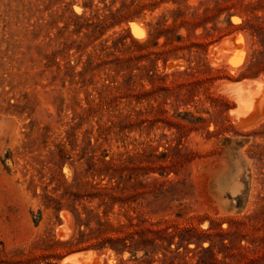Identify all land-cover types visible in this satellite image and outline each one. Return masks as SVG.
<instances>
[{"label": "rangeland", "instance_id": "1", "mask_svg": "<svg viewBox=\"0 0 264 264\" xmlns=\"http://www.w3.org/2000/svg\"><path fill=\"white\" fill-rule=\"evenodd\" d=\"M261 80L264 0H0V264H264Z\"/></svg>", "mask_w": 264, "mask_h": 264}, {"label": "bare ground", "instance_id": "2", "mask_svg": "<svg viewBox=\"0 0 264 264\" xmlns=\"http://www.w3.org/2000/svg\"><path fill=\"white\" fill-rule=\"evenodd\" d=\"M135 35V37L140 40L146 38L143 31L135 30ZM236 43L239 44L240 42L236 41ZM228 48L227 44L222 47L224 51ZM224 51H222V53ZM220 55L221 52H218V57H220ZM241 61L242 59L240 58L234 60L232 66L237 67ZM234 91L235 100L238 104L236 109V114L238 116L237 126L243 130L250 129L264 119V82L262 80L258 82H248L246 86H238ZM62 264H98V261L93 258L91 252H79L65 258Z\"/></svg>", "mask_w": 264, "mask_h": 264}, {"label": "trees", "instance_id": "3", "mask_svg": "<svg viewBox=\"0 0 264 264\" xmlns=\"http://www.w3.org/2000/svg\"><path fill=\"white\" fill-rule=\"evenodd\" d=\"M101 225H102V224H101ZM129 238H130V241L133 243L135 239H134L133 237H129ZM126 240H127V238L118 241V245H119V243H120V244H121V243L123 244V246H124L123 249H125L126 247H128V246L126 245ZM119 251H122V250H119ZM143 263H145V262L143 261L141 264H143Z\"/></svg>", "mask_w": 264, "mask_h": 264}]
</instances>
